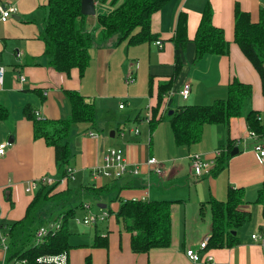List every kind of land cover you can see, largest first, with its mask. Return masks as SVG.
I'll use <instances>...</instances> for the list:
<instances>
[{
	"label": "crops",
	"instance_id": "obj_1",
	"mask_svg": "<svg viewBox=\"0 0 264 264\" xmlns=\"http://www.w3.org/2000/svg\"><path fill=\"white\" fill-rule=\"evenodd\" d=\"M208 3L213 10V23L224 30L230 50L225 56L206 55L196 61L193 40ZM1 4H12L17 8L6 22L1 21L0 15V65L4 68L0 104L9 111V116L0 120V143H8L5 155L0 158L2 222L12 223L24 217L34 197V194L26 192L30 181L45 176L58 177L54 151L44 140L34 138L33 123L24 116L25 107L32 106L39 119L68 118L71 105L66 91L75 90L95 104L96 123L94 126L80 123L72 127L69 138L72 151L70 168L75 171L72 182L79 183L82 188L92 184L96 187L113 185L112 192L106 195L112 200V208L108 211L118 210L119 199L175 202L169 248L154 249L149 254H134L130 247V234L111 219L107 221L105 230H99L103 237L107 236L109 248L76 247L70 252L69 264H85L88 258L91 264H200L193 263L186 256V251L198 248L211 236V212L209 206L203 204L212 199L225 201L231 186L245 190L244 202L238 210L250 214V220L235 231L238 245L201 252V256L204 259L209 253L213 257L211 264H264V243L260 238H253L254 235L264 237L263 206L256 202L264 183V165L257 161L252 141L245 139L249 133L245 118L232 119L229 128L223 124L206 125L202 140L191 146L176 144L168 119L152 126L145 118L147 110L157 106L159 83L168 81L174 74L173 38L181 13L187 16L189 42L181 54L182 71L173 83L170 96L163 100L161 113H167L169 109L173 111L179 105H211L216 100L226 99L228 86L236 77L252 85V109L260 111L264 118L260 76L234 40L236 4L251 15L253 22H258L264 0H173L152 18V32L156 40L163 43V49L155 44L156 40L129 45L127 41L118 42V37L112 38L91 50V62L83 77H80L78 69H73L68 76L48 65L41 38L47 17V0H0ZM99 6L96 2V15ZM38 8L44 11V17L39 19L33 17ZM96 15L88 19L90 29L96 25ZM127 74L136 78L134 84H128L130 88H126ZM20 76L25 77L24 83ZM186 83L191 84V92L185 100L180 92ZM35 90H40L41 95ZM116 100L119 101L118 110L113 107ZM144 100L145 113L141 110L135 118L140 124L146 121L148 129L136 135V128L133 130L126 123L131 113L135 115L136 112H128L125 103L131 101L140 106ZM121 104L124 105L122 109L119 107ZM112 124L110 137L112 132L116 136L114 127L121 129L123 126L130 132L122 130L124 136L120 135L117 141L112 140L106 135V127ZM90 132L97 133L98 138L89 137ZM144 134L147 139L142 137ZM165 135H168L167 140ZM238 139L241 141L239 152L231 155L222 172L199 179L192 176L193 155L206 157L213 162L214 168L218 158L216 152H227L228 141L236 142ZM112 147L121 148L129 169H139L140 174L133 176L127 173L120 179L104 178L101 183H96L93 171L104 164L105 153ZM150 158L161 163L162 176L147 165ZM63 189L59 185L58 190ZM8 196L13 205L7 200ZM200 218H208L207 223L201 224ZM197 232L199 238L193 235ZM200 232L204 234L200 236ZM6 257L1 250L0 264Z\"/></svg>",
	"mask_w": 264,
	"mask_h": 264
},
{
	"label": "trees",
	"instance_id": "obj_2",
	"mask_svg": "<svg viewBox=\"0 0 264 264\" xmlns=\"http://www.w3.org/2000/svg\"><path fill=\"white\" fill-rule=\"evenodd\" d=\"M82 0H47V17L41 38L44 42V56L48 65L68 76L73 69H78L80 77L85 75L91 62V50L112 38L118 37V42L127 41L136 45L156 40L152 32L153 15L173 0H95L100 6H108L103 14L96 15V25L90 29L89 16L81 13ZM235 43L245 57L251 62L260 76L264 97V8L260 9L258 22L251 20V15L243 11L238 4L235 7ZM159 41L156 40L155 43ZM175 45L174 74L168 81L158 85V102L152 107L150 124L169 120L178 146H191L199 143L203 137L206 125L223 124L229 128L231 120L244 117L249 131L264 140V118L260 111L245 107L253 97L251 84L241 82L236 77L228 86L226 99L216 100L211 105H179L173 109V114L161 113L165 97L170 95L172 86L183 68L182 51L189 38L187 36V16L181 13L173 38ZM196 48L195 60L206 55L225 56L229 54L230 43L226 40L222 28L213 23V10L208 3L202 13V18L193 40ZM152 91V82L150 83ZM41 95L40 90H35ZM66 96L71 105L68 118L59 120L39 119L35 109L27 105L24 116L32 121L35 139H42L54 151V159L58 177H67L71 164L72 151L69 138L74 125L85 123L94 126L96 123V106L75 90H67ZM9 116V111L0 104V120ZM236 148L235 141L229 140L227 152H222L216 159V165L211 173L217 175L226 167L231 152ZM68 179L58 190L59 185H43L35 191L33 200L26 209L24 217L12 223L0 220L7 237L8 250L6 263L14 260H27L29 264H40V257L55 256L63 253L68 255L76 247L70 242L71 233L68 230L70 218L82 208V198L91 196L99 204L101 199L112 192L114 186L106 184L96 187L95 184L71 189ZM80 198L79 204L76 199ZM245 190L230 187L225 201L212 199L203 204L208 205L212 218V231L206 251L232 248L239 244L234 231L243 227L250 220V214L241 212L238 207L244 202ZM7 200L13 202L8 196ZM117 211L106 210L109 217L106 221L115 219L121 229L130 234V247L134 254H149L154 249L169 248L172 244V200L119 199ZM257 203L262 204L264 211V183L259 189ZM201 207V212L203 209ZM96 212V213H99ZM101 222L107 223V222ZM60 223V228L43 238L39 245L35 244L37 230L41 226ZM95 225V238L92 248H109V240L103 237ZM264 230V229H263ZM87 264H91L90 258ZM150 264V263H148Z\"/></svg>",
	"mask_w": 264,
	"mask_h": 264
},
{
	"label": "built area",
	"instance_id": "obj_3",
	"mask_svg": "<svg viewBox=\"0 0 264 264\" xmlns=\"http://www.w3.org/2000/svg\"><path fill=\"white\" fill-rule=\"evenodd\" d=\"M17 11V8L12 4H1L0 5V15H1V21L6 22L9 18H11ZM160 49H163V43L161 41H157L155 43ZM18 56H20V53H18ZM4 78V68L0 65V83L2 84ZM20 81L24 83L26 81L24 76H20ZM125 81L128 84H134L136 81V78L133 74H127L125 77ZM191 92V84L186 83L182 91L180 92V95L183 97V99H188ZM170 96V95H169ZM121 109L124 108V105L121 104L119 106ZM36 116L38 114L36 113ZM146 120L148 122L151 121L152 113L151 109L149 108L146 115ZM134 133L137 135L139 134V130L136 129ZM124 136V133L121 134ZM89 137L93 139H97L98 135L97 133L90 132ZM249 139L252 141L253 144V152L255 154V157L257 161L264 165V140L258 136L257 134L253 133L252 131H249L247 137L245 139ZM241 143L240 139L235 142V146L238 148V145ZM8 143H0V158L5 155V149ZM222 151H217L216 155L217 157L220 156ZM147 165L154 170L155 173L158 175H163V167L161 163L156 158H150L147 161ZM213 168V162L210 160H207L206 157L196 154L191 157V174L194 178L199 179L205 175L211 174ZM127 173L132 174L133 176H138L140 174L139 169H129V163L127 159L125 158L124 152L121 148H109L107 149L105 156H104V164L102 166L96 167L93 171V179L95 182L101 183L104 178L109 179H120ZM75 171L73 169H69L68 176L67 177H50L45 176L38 179H34L29 182L28 186L26 187V192L33 194L35 191H37L41 186L43 185H64L68 179L73 180L75 178ZM84 211H86V214L84 215L82 222L86 225H97L101 222H105L107 218L109 217V212L106 210H102L99 213H95L91 211V205L85 204L84 205ZM80 221V220H79ZM60 228V223L56 224H50L46 226H41L35 236V244L39 245L43 242V238L47 236L51 230L56 231ZM3 228L0 227V240L3 245L4 252L6 253L8 250L7 245V237L4 235ZM253 238L257 239L260 238V240L264 243V237H259L257 235H254ZM209 238H206L204 241H202L198 248H190L186 251V256L193 262V263H200V264H211L213 262V257L207 253L206 257L203 259L201 256V252H206L207 246H208ZM38 263L40 264H68V255L67 253H63L60 255L55 256H46V257H40L38 259ZM3 264H29L27 260H14L11 263H6V260H3Z\"/></svg>",
	"mask_w": 264,
	"mask_h": 264
},
{
	"label": "rangeland",
	"instance_id": "obj_4",
	"mask_svg": "<svg viewBox=\"0 0 264 264\" xmlns=\"http://www.w3.org/2000/svg\"><path fill=\"white\" fill-rule=\"evenodd\" d=\"M108 9V6H99L97 7V14H103L104 12H106ZM34 18H41V17H44V11L42 10V8H38L37 10H35L34 12V15H33ZM91 17V19L94 18V16H89ZM95 21V20H93ZM94 28V27H93ZM126 83V82H125ZM147 86V85H146ZM126 88H130V86L128 85V83L126 84ZM126 95H123V98H125ZM68 100V98H67ZM252 101V100H251ZM249 102V104L245 107V112L247 113V111H249L250 109H252V102ZM69 102V100H68ZM118 103L119 101L116 100L114 102V105L113 107L118 110ZM70 104V102H69ZM124 104V103H123ZM126 106H127V109L129 110L128 112H133L135 111L136 113H134L135 115L132 114L131 118L128 120H126V123H127V126H129L130 128H133V130H135L134 128L138 129L140 132H144V131H147L148 129V124H146L147 122L146 121H142L143 124H140V121L137 122L135 116L142 110L144 113V109L146 108V101H142V104L140 106H138L137 104L135 105L133 102L131 101H126ZM181 104H182V101H181ZM148 111V110H147ZM147 113V112H146ZM145 113V114H146ZM137 123V124H136ZM114 124L112 125H108L106 127V135L112 139V140H119V137L121 135V131L124 130L125 132L129 133V129L125 127V129H123V126H121V129L120 128H117V127H114V131H116V136L111 138L110 137V127H112ZM109 132V133H107ZM172 133V132H171ZM142 137H144V139H147L148 137L144 134L142 135ZM167 137L168 135H165V139L167 140ZM113 148V147H112ZM115 148V147H114ZM109 149V148H108ZM70 187L71 189H76V188H79V183L77 182H72L70 183ZM82 200L84 201L85 204H89L91 205V211L93 212H99L100 210V207L98 206L99 205V201H97L96 199H94L93 197L91 196H85L84 198H82ZM76 204H79L80 202V198L76 199ZM101 202H103V204L107 205V210H111L112 208V200H111V196L109 197H104L101 199ZM117 202V201H116ZM86 214V211H82V210H78L76 212V215L74 218H70L69 219V223H68V230L69 232L72 234L71 235V238H70V242L71 244H73L74 246H82V245H91L92 242L94 241V238H95V232H96V227L94 225H86L82 222V219L84 217V215ZM80 220V221H79ZM201 224H204V223H207L208 221V218H200L199 219ZM107 222V221H106ZM98 229L99 230H105L107 228V223H102V224H99L98 226ZM198 234L199 232L193 234L195 237H198ZM204 234V233H201L200 232V236ZM199 238V237H198ZM89 243V244H88ZM1 250H4L3 249V245L1 243V240H0V251ZM87 261H85V264H87ZM3 264V262L1 263Z\"/></svg>",
	"mask_w": 264,
	"mask_h": 264
},
{
	"label": "water",
	"instance_id": "obj_5",
	"mask_svg": "<svg viewBox=\"0 0 264 264\" xmlns=\"http://www.w3.org/2000/svg\"><path fill=\"white\" fill-rule=\"evenodd\" d=\"M81 13L84 16H95L96 15V2L95 0H82L81 1ZM173 111H170L169 115H172ZM114 132L111 133V137H114ZM239 152V149L236 147L232 152L231 155H234ZM102 209H106L107 205L99 204L98 205ZM236 235V232L234 231Z\"/></svg>",
	"mask_w": 264,
	"mask_h": 264
}]
</instances>
